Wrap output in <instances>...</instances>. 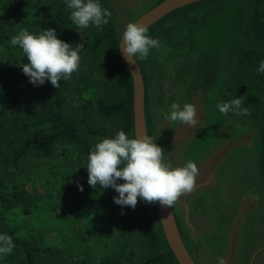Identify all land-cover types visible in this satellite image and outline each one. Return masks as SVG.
I'll return each instance as SVG.
<instances>
[{
  "label": "rangeland",
  "instance_id": "rangeland-1",
  "mask_svg": "<svg viewBox=\"0 0 264 264\" xmlns=\"http://www.w3.org/2000/svg\"><path fill=\"white\" fill-rule=\"evenodd\" d=\"M37 1L34 0L32 4ZM27 10L31 13V10ZM52 10V7H41L39 11H34V15L26 14L24 26L17 23L20 20L15 15L16 18L3 27L0 35L7 43V50L0 55L1 179L3 182L6 180L10 186L20 185L32 194L35 199L34 208L24 225L36 238H46L52 250H56L51 258L53 264H82V260L86 261L84 264H101L106 253L98 248V242L105 225L113 226V236L125 246L123 255L129 258L128 264H144L149 258L160 256L163 248L152 242L144 227L135 232L128 231L132 218L131 208H117L114 197L118 193L114 189H102L99 184L92 188L88 184L86 166L90 153H87V146L81 141L59 140L50 157L30 153L20 161H14V152L22 144L17 136L22 134H18L14 125L15 118L28 114L31 128H48L46 117L51 106L55 104L44 90L30 82L19 66L20 59L23 58L22 62L25 64L28 60L22 49L11 45L10 41L25 28L30 30V34L37 35L42 30L55 29L58 39L73 46L84 44L80 53L79 69L72 74L70 85L62 99L63 114L70 124L84 134L83 138H88L89 131L97 132L95 136L114 138L122 126L120 116L105 118L99 112L100 99L108 104L114 103L122 94L119 76L109 75L98 69L108 52H89L87 28L71 27L59 30L48 27L50 17L55 14ZM0 13L5 14L6 11L1 9ZM33 20V26L27 24ZM254 26H258L260 38L253 42L249 40L245 48L248 52H264L259 46L264 44V0L257 1ZM241 57L242 55L234 61L230 71L226 101L243 97L242 107L248 108L250 113L242 115L243 118L250 121L264 120V73L257 71L261 61L245 59L240 64ZM250 172L258 187V176L262 179L264 190V126L260 133L258 162L251 163ZM227 183L225 179L221 187V200L225 206L230 203L233 195V184ZM261 212L253 227L256 234L264 236V209ZM2 214L3 210L0 208V219H3ZM0 234H5L1 226ZM78 248L81 250V257L76 256Z\"/></svg>",
  "mask_w": 264,
  "mask_h": 264
},
{
  "label": "water",
  "instance_id": "water-1",
  "mask_svg": "<svg viewBox=\"0 0 264 264\" xmlns=\"http://www.w3.org/2000/svg\"><path fill=\"white\" fill-rule=\"evenodd\" d=\"M191 1L168 0L155 6L158 0H99L114 13L116 43L132 83L128 137L159 136L166 163L175 168L193 161L199 169L193 191L179 197L173 208L138 199L173 264H218L221 257L226 264H264V236L256 234L253 227L264 209V191L250 172L251 163L259 158L264 120L243 124L218 118L214 103L217 81L212 77H216L219 61L207 54L198 40L187 38L179 48L171 44L154 55L149 53L156 61L154 73L162 81L165 99L162 106L154 105L156 126L147 127L145 71L136 58L126 60L120 49L128 23L150 28ZM259 46L264 49V44ZM172 103L181 108L186 103L195 105L197 125L165 119ZM88 138L97 143L105 139ZM225 179L233 184L227 206L221 200Z\"/></svg>",
  "mask_w": 264,
  "mask_h": 264
},
{
  "label": "clouds",
  "instance_id": "clouds-1",
  "mask_svg": "<svg viewBox=\"0 0 264 264\" xmlns=\"http://www.w3.org/2000/svg\"><path fill=\"white\" fill-rule=\"evenodd\" d=\"M71 9L70 19L77 28L86 29L90 24L100 28L109 23L111 12L102 8L99 0H65ZM148 26L138 22H130L123 33L120 45L126 60L139 56L146 59L150 49H158L160 42L148 35ZM11 45L19 46L28 63L20 59L19 66L29 77L33 85H43L45 81L59 89L60 80H68L79 69L84 44L75 46L57 38L55 29L42 30L38 35L30 34L28 29H22L18 35L11 38ZM258 73H264V61H261ZM242 99L235 98L218 105L223 114L234 112L237 115H248V108L242 107ZM197 108L186 103H172L170 114L165 119L172 122H182L196 126ZM164 149L148 135H136L129 138L119 131L115 138H105L98 142L88 156V184L102 189L111 187L118 196L114 202L120 206L135 209L138 198L147 203L159 202L161 207L169 208L182 195L191 193L196 185L199 173L197 164L188 161L182 167L173 168L164 161ZM124 181L118 183V181ZM83 190L81 186V191ZM123 214V212H122ZM15 248L13 238L8 234H0V255H10ZM218 264H226L223 257Z\"/></svg>",
  "mask_w": 264,
  "mask_h": 264
},
{
  "label": "trees",
  "instance_id": "trees-1",
  "mask_svg": "<svg viewBox=\"0 0 264 264\" xmlns=\"http://www.w3.org/2000/svg\"><path fill=\"white\" fill-rule=\"evenodd\" d=\"M33 1L0 0V10L4 9L6 11L5 14L0 13V35L3 32V27L16 18L15 15L20 20L17 23H21L24 26L25 15H34V11L36 9L39 11L41 7L44 9L52 7V11H55V14L50 17L51 20L47 24L48 27L59 30L77 27L70 19L72 10L67 7L65 0H38L32 4ZM102 8H105V6H102ZM26 9L31 10V13L28 10L26 11ZM108 19L109 23L102 25L100 28H97L93 24L89 25L86 29L87 47L90 53H97L100 50H106L108 52L105 60L98 65V69L103 73L119 76L122 94L114 103L108 104L104 99H100L99 112L105 118L120 116L122 119L120 131L123 130L127 133L130 130L131 123L132 83L127 65L121 57L116 43L115 29L111 16ZM34 23V20L33 22H27L28 25L32 26ZM255 29L258 32V26H255ZM4 50H7V43L0 36V55ZM245 59H249L250 61H264V52L252 51L245 53L241 57L240 64H243ZM70 82V79H61L59 89L54 87L50 81H45L43 85L37 86L44 90L52 98V101H55V104L51 106L50 112H48L46 117L45 122L48 123V128H38L39 126L31 128V118L28 114L15 118V128L18 130V134H22L17 135L21 139L22 144L14 152L15 162L20 161L30 153L50 157L55 144L59 140L81 141L87 146V153H90L95 147L97 143L90 139L88 140V138L84 139V134L76 126L70 124L62 112V105L64 103L62 100L63 94L68 90ZM13 101L16 100L13 99ZM88 133L89 135L98 134L95 131H89ZM1 175L0 208L3 210V219H0V226L4 228L6 234L13 238L15 248L10 255H0V264H53L54 262L51 258L53 254H56V250H52L46 238H36L24 225L26 218L32 214L35 199L32 194L26 192L20 185L10 186L6 183V180L3 182ZM123 182L122 180L118 181V183ZM122 207L117 205L118 209H122ZM131 213L132 218L128 231L135 232L144 227V231L152 239V242L157 243L163 248L160 256L149 258L144 264H173L172 255L166 250L165 245L158 240V237L153 232L150 219L145 209L141 206L139 199L136 208H131ZM113 232V226L105 225L102 227L98 248L103 253H106V255L104 254V260L101 264H128L129 258L123 255L126 248L113 236ZM80 251V248H78V252L76 253L77 257H81ZM82 261V264L86 262L85 260Z\"/></svg>",
  "mask_w": 264,
  "mask_h": 264
},
{
  "label": "flooded vegetation",
  "instance_id": "flooded-vegetation-1",
  "mask_svg": "<svg viewBox=\"0 0 264 264\" xmlns=\"http://www.w3.org/2000/svg\"><path fill=\"white\" fill-rule=\"evenodd\" d=\"M257 1L259 0H193L162 17L148 28V35L158 39L160 47L173 44L175 48H179L184 46L182 40L191 38L198 40V44L207 54L215 55L219 62L215 69L216 77H212V80L217 81L214 103L217 116L223 121L230 120L243 124L253 122L234 112L225 115L220 112L218 105L227 102L228 80L234 61L248 53L245 46L249 44V40L253 42L260 38L254 26ZM166 2L168 0H158L155 6ZM105 8L111 12V15L114 14L108 7ZM175 39H179L177 44L174 43ZM158 49H150L149 53L154 55ZM153 55H149L146 59H140L138 55L136 57L140 67L145 71L143 80L147 85L145 110L147 127L156 126L154 105L162 106L165 99L162 81L154 73L157 64ZM152 138L159 145V136ZM258 167L257 172H259ZM258 180L262 189V179L259 176ZM229 181L227 180V184H231Z\"/></svg>",
  "mask_w": 264,
  "mask_h": 264
}]
</instances>
